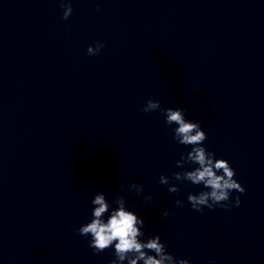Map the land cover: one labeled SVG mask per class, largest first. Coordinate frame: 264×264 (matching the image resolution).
Returning <instances> with one entry per match:
<instances>
[{
  "label": "clouds",
  "instance_id": "1",
  "mask_svg": "<svg viewBox=\"0 0 264 264\" xmlns=\"http://www.w3.org/2000/svg\"><path fill=\"white\" fill-rule=\"evenodd\" d=\"M63 8L62 19L67 20L73 8L70 2L61 0ZM104 47L103 42L97 41L95 46L87 48V55H98ZM159 110L165 117L168 126L176 125L172 129L173 140L185 147L190 146L187 153H181L180 159L176 161V167L184 168L186 164L195 165L191 170L173 172L172 179L175 181H187L193 185H203L205 190L198 194L189 193L187 199L195 211H203L206 207L210 210L216 207L230 210L233 206H239L240 197L237 196L233 202L230 194L233 191L243 194L245 188L235 178L236 173L228 160L216 158L214 152L208 151L204 146L207 139L206 132L198 121L186 119L183 108H161L158 100L148 99L140 108L141 112L150 113ZM159 183L169 185V177L161 175ZM125 190L124 185H120ZM127 191H134L137 195L143 192V185L132 183ZM170 193H177L179 188L176 184L168 187ZM145 201L152 199L151 196L144 197ZM116 205L111 207L103 192L95 194L91 201L93 205L91 220L82 224L76 231L79 235L90 237L89 247L94 254L101 253L114 246L115 258L111 264H190L187 259H177L167 252L166 244L161 241L159 235L141 239L145 236L143 231L145 221L135 211L127 207L124 196L116 194L112 201ZM177 206H182L183 201L176 200ZM107 218L105 219V215ZM168 216V211L163 213ZM152 253V254H150Z\"/></svg>",
  "mask_w": 264,
  "mask_h": 264
}]
</instances>
